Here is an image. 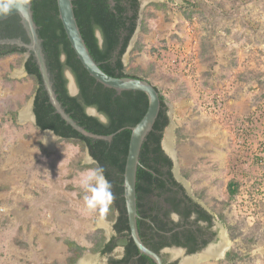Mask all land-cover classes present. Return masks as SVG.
Returning <instances> with one entry per match:
<instances>
[{"label":"rangeland","instance_id":"374dc122","mask_svg":"<svg viewBox=\"0 0 264 264\" xmlns=\"http://www.w3.org/2000/svg\"><path fill=\"white\" fill-rule=\"evenodd\" d=\"M139 20L126 72L164 97L178 171L230 229L226 255L200 264H264V0L152 1ZM25 59L0 57V264H67L65 242L90 253L108 205L97 194L99 212L84 210L87 150L48 146L33 119L21 120L37 91Z\"/></svg>","mask_w":264,"mask_h":264},{"label":"trees","instance_id":"16d2710c","mask_svg":"<svg viewBox=\"0 0 264 264\" xmlns=\"http://www.w3.org/2000/svg\"><path fill=\"white\" fill-rule=\"evenodd\" d=\"M7 1L0 0V6ZM73 4L82 36L100 68L112 77L137 78V76L126 72L122 60L138 27L140 18L139 0H73ZM154 6L159 9L164 7V4H154ZM32 10L34 20L38 26V34L42 39L47 65L54 82V89L63 108L86 131L100 136H114L111 141L95 140L84 136L67 124L51 105L44 89L38 65L33 55H31L25 62V68L28 75L37 84L34 101L36 126L40 131H53L62 140L80 146L83 151L88 150L90 156L95 160V164L93 166H83L82 168H102L103 175L110 185V193L107 198H105L103 192L98 193L99 197L105 199L108 205L107 210L102 212V216L112 220L114 211L118 209L122 214L121 221L127 222L124 215L126 214V207L123 183L132 133L131 128L137 125L145 115L149 104L148 98L142 92L124 91L118 94L115 90L106 88L90 76L77 58L67 38L59 18L57 0H32ZM97 30L102 34V45H100L96 36ZM6 38H22L26 43L29 42L19 16H14L0 23V39ZM141 45L139 43L140 47L136 48L141 50ZM25 53V49L0 45V57ZM63 57H65L64 61L62 60ZM67 69H70L76 77L80 91L78 96L69 94L68 81L65 78ZM161 103L162 107L158 118L140 153L136 186L138 210L143 206L142 195L151 194L154 189L165 192L166 181L162 179L161 169L167 168V176L180 190H184L179 183L174 181L173 162L161 147L163 131L170 123L166 102L162 95ZM88 107L96 108L107 117L108 122L103 123L98 118L88 115ZM238 188L237 183H230L228 185L230 196H234ZM185 198L188 205L195 206L201 214H205L203 209L193 204L189 197L185 196ZM168 201L175 206V210L182 211L186 216H189L192 212L188 205L181 208L183 203H187L185 200L178 201L176 197H172ZM205 215L207 216V214ZM123 227L128 228V225L123 224ZM159 229L164 232L172 230V228L165 225ZM234 237L232 235V238ZM89 240L93 242L94 237H90ZM103 241L104 237L101 244L92 247L90 251L92 253L98 251ZM65 243L71 254L67 262L68 264H74L83 256L86 248L70 240ZM174 243L185 245L177 237ZM165 245H169L167 240ZM154 250L158 252L159 248ZM231 257H233V253H228L226 256L228 260ZM142 259L151 262V264L153 263V260L147 256H143Z\"/></svg>","mask_w":264,"mask_h":264},{"label":"water","instance_id":"95a60500","mask_svg":"<svg viewBox=\"0 0 264 264\" xmlns=\"http://www.w3.org/2000/svg\"><path fill=\"white\" fill-rule=\"evenodd\" d=\"M158 2L160 0H139L140 2V18L144 7L149 2ZM178 1V0H175ZM58 10H59V18L63 24V28L67 35V38L73 48L77 58L81 62L82 66L85 70L93 77L98 83L102 84L106 88H110L115 90L118 94L124 91H133V92H142L144 93L149 101L147 111L140 122L131 128V139L129 145V151L127 155L126 165H125V172H124V198H125V206L127 211V217L129 220V227L131 231V236L137 248L139 249L140 253L147 256L151 260H153L156 264H164L163 258L157 254L156 252L150 250L145 244L142 242L139 232H138V207H137V172L138 167L140 165V153L142 146L152 131L155 122L158 118L160 113L162 103H161V93L159 90L153 86L149 81L144 80L142 78H134V77H112L105 73L100 66L96 63L94 58L92 57L86 42L82 36L76 15L74 10L73 0H57ZM14 16H19L21 20V24L26 31L27 37L29 42L26 43L22 38H6L0 39L1 45L6 46H15L17 48H22L26 50V59L33 55L38 68L41 74L44 89L47 92L49 97V101L51 105L54 107L57 114L61 116V118L69 125H71L76 131L80 132L86 137L95 139V140H105L111 141L114 135L109 136H100L96 134H92L86 131L83 127H81L75 120H73L68 114L65 109L63 108L61 102L58 100V95L54 89V82L52 80L51 72L47 65V59L44 53L42 39L38 34V26L34 20V12L32 10V0H8L6 3L0 6V23L6 21ZM139 24L133 35L129 46L127 48L126 53L124 56L126 57L127 52L132 48L137 33L139 32ZM96 36L99 40L100 45L103 44V37L99 30L96 31ZM65 60V57L62 59ZM123 61V60H122ZM124 63V61H123ZM125 65V63H124ZM23 72L27 73L25 65L23 67ZM65 78L68 81V91L71 96H78L79 95V87L76 81L75 75L72 73L70 69L65 71ZM34 101L35 97L31 100L29 104V108L31 114L33 116L34 123L36 125V116L34 113ZM87 114L93 117L98 118L101 122L107 123V117L100 113L94 107L87 108ZM172 122L170 121L169 125L164 129L162 140H161V147L164 153L172 160L173 162V169L172 172L178 182H180L187 190L189 195L190 188L188 182L180 175L178 171V164L176 162V154L175 156L169 154L164 148V139L166 137V133L172 127ZM44 133H50L53 137L61 139V137L57 136L51 130H44ZM173 137L175 138L174 129L172 130ZM88 152V150H87ZM176 153V152H175ZM88 159L89 161L95 162V160L90 156L88 152ZM192 196V195H191ZM195 199V198H194ZM196 200V199H195ZM231 242L230 239H228ZM181 253H185L183 249H178ZM227 252L224 253V256ZM90 256L94 257L93 254L88 253L83 256V258ZM223 256V257H224ZM81 258L78 263L81 262L83 259ZM210 261V260H209Z\"/></svg>","mask_w":264,"mask_h":264},{"label":"flooded vegetation","instance_id":"af4514ba","mask_svg":"<svg viewBox=\"0 0 264 264\" xmlns=\"http://www.w3.org/2000/svg\"><path fill=\"white\" fill-rule=\"evenodd\" d=\"M161 171L162 179L166 181L165 192L154 189L153 193L142 195L143 206L138 210V232L145 246L154 252H156L155 248H159L156 253L163 258L164 264H183V259L197 258L200 253L206 250L209 251L213 247L214 250L225 247L224 238L231 240L229 227L221 222L218 215L207 210L197 198L189 195L186 188L176 180L173 174L174 181L179 183L184 189L183 191L180 190L167 176V168L161 169ZM185 196L189 197L193 204L200 206L207 216L201 214L195 206L188 205ZM172 197H176L178 201L185 200L187 202L183 203L181 208L188 205L192 211L189 216H186L182 211L175 210V206L168 201ZM124 215L127 218V222L121 221L122 214L118 209L114 211L112 220H108L104 216L99 219L104 223V226H100L98 231H96L98 235L94 236L92 247L99 246L103 237L104 241L98 251L94 253L90 251L95 258L93 264H151V262L142 259L145 255L140 253L133 241L127 211ZM123 224H127L128 228L123 227ZM164 225L172 228V230L168 232L160 230L159 228ZM176 237L185 245L175 244ZM166 240L169 245H165ZM178 249H183L185 253L182 254ZM229 249L230 247L227 251ZM166 254L171 257V260L166 258ZM82 257L75 264H80L78 261ZM209 260H213V258ZM153 263L156 264L154 261Z\"/></svg>","mask_w":264,"mask_h":264},{"label":"clouds","instance_id":"9594fccd","mask_svg":"<svg viewBox=\"0 0 264 264\" xmlns=\"http://www.w3.org/2000/svg\"><path fill=\"white\" fill-rule=\"evenodd\" d=\"M78 183L80 188L86 193L84 210L88 213H98L101 204L97 194L103 192L105 198H107L110 193V185L103 175V169L94 168L87 170L81 174Z\"/></svg>","mask_w":264,"mask_h":264},{"label":"bare ground","instance_id":"6f19581e","mask_svg":"<svg viewBox=\"0 0 264 264\" xmlns=\"http://www.w3.org/2000/svg\"><path fill=\"white\" fill-rule=\"evenodd\" d=\"M160 1H166V0H160ZM30 107V106H29ZM33 119V116H32V114H31V111H30V108H26V109H24V110H22V112H21V120H24V121H29V120H32ZM174 128L173 127H171V129H169L168 131H167V133H166V137H165V139H164V148H165V150L169 153V154H171V155H173V156H175V152H176V149H175V146H174V137H173V133H172V130H173ZM54 138L55 137H53L50 133H47L46 134V140H45V144L46 145H48V146H51L52 145V142L54 141ZM56 139V138H55ZM103 223V222H102ZM104 224V223H103ZM225 239V244H226V246L225 245H223V246H225V247H223L222 249H219V250H217V249H215L214 250V247H213V249L211 248L209 251L208 250H206L207 251V253L205 254V256H202V257H200L199 259H197V258H194V259H187V260H185V264H197V263H199V262H203V261H206V260H209L210 258H216V259H219V258H223V256H224V253L227 251V249L229 248V245H230V243L231 242H229L228 241V239H226V238H224ZM222 246V245H221ZM226 249V250H225ZM223 250V251H222ZM205 251V252H206ZM204 252V253H205ZM178 254V253H177ZM201 256V255H200ZM88 257V256H87ZM86 257V258H87ZM83 259H85V258H83ZM82 259V260H83ZM81 260V261H82ZM201 260H203V261H201ZM80 264H92V262H91V260L90 259H87L84 263L83 262H80Z\"/></svg>","mask_w":264,"mask_h":264},{"label":"crops","instance_id":"0c3cea01","mask_svg":"<svg viewBox=\"0 0 264 264\" xmlns=\"http://www.w3.org/2000/svg\"><path fill=\"white\" fill-rule=\"evenodd\" d=\"M46 134H47V133H46ZM46 134H45V135H46ZM100 221H101V220H100ZM100 223H102V221H101ZM98 225H99V227H100V226H104V224H102V225L98 224ZM105 226H106V225H105ZM90 258H94V257H89V259H90ZM90 260H91V259H90ZM91 262H92V260H91ZM94 262H95V260H93V263H94ZM93 263H92V264H93Z\"/></svg>","mask_w":264,"mask_h":264},{"label":"built area","instance_id":"2783aa9c","mask_svg":"<svg viewBox=\"0 0 264 264\" xmlns=\"http://www.w3.org/2000/svg\"><path fill=\"white\" fill-rule=\"evenodd\" d=\"M263 162H264V154L262 155L261 163H263Z\"/></svg>","mask_w":264,"mask_h":264}]
</instances>
